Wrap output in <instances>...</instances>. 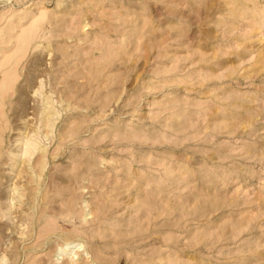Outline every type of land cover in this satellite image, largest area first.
<instances>
[{
	"label": "rangeland",
	"instance_id": "374dc122",
	"mask_svg": "<svg viewBox=\"0 0 264 264\" xmlns=\"http://www.w3.org/2000/svg\"><path fill=\"white\" fill-rule=\"evenodd\" d=\"M0 258L264 264V0H0Z\"/></svg>",
	"mask_w": 264,
	"mask_h": 264
},
{
	"label": "bare ground",
	"instance_id": "6f19581e",
	"mask_svg": "<svg viewBox=\"0 0 264 264\" xmlns=\"http://www.w3.org/2000/svg\"><path fill=\"white\" fill-rule=\"evenodd\" d=\"M31 23V22H30ZM30 27V26H29ZM34 27V26H33ZM26 30V29H25ZM25 33V32H24ZM28 34H29V31H28ZM27 34V35H28ZM27 41H28V38H27ZM21 44H22V42H21ZM21 47V46H20ZM20 49V48H19ZM14 68V67H13ZM16 69V68H15ZM14 69V70H15ZM16 71V70H15ZM10 73V72H9ZM9 75V74H8ZM13 75V74H12ZM15 76V75H14ZM9 78V77H8ZM13 78V77H12ZM6 81H7V78H6ZM8 82H6V84H7ZM11 83H12V81H11ZM11 85V84H10ZM11 87V86H10ZM10 89V88H9ZM3 90V89H2ZM5 90V89H4ZM3 92V91H2ZM1 92V93H2ZM25 140V139H24ZM28 151V150H27ZM31 153V152H30ZM43 198V197H42ZM45 205V204H44ZM42 211V210H41ZM68 247H71V244H69V243H67L61 250V252L60 253H69L70 252V250L68 249ZM59 258H61V257H59ZM74 264V263H73Z\"/></svg>",
	"mask_w": 264,
	"mask_h": 264
},
{
	"label": "clouds",
	"instance_id": "9594fccd",
	"mask_svg": "<svg viewBox=\"0 0 264 264\" xmlns=\"http://www.w3.org/2000/svg\"><path fill=\"white\" fill-rule=\"evenodd\" d=\"M0 264H7V260L4 258H0Z\"/></svg>",
	"mask_w": 264,
	"mask_h": 264
}]
</instances>
